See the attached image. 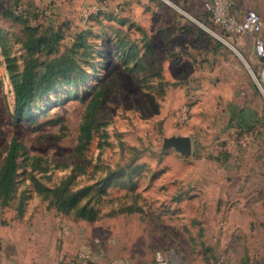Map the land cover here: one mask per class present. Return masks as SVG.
<instances>
[{
    "label": "rangeland",
    "instance_id": "374dc122",
    "mask_svg": "<svg viewBox=\"0 0 264 264\" xmlns=\"http://www.w3.org/2000/svg\"><path fill=\"white\" fill-rule=\"evenodd\" d=\"M207 1L0 0V172L21 144L0 264L56 223L90 264H264V11L235 0L263 28L231 32ZM35 64L50 89L18 116L9 67Z\"/></svg>",
    "mask_w": 264,
    "mask_h": 264
},
{
    "label": "trees",
    "instance_id": "16d2710c",
    "mask_svg": "<svg viewBox=\"0 0 264 264\" xmlns=\"http://www.w3.org/2000/svg\"><path fill=\"white\" fill-rule=\"evenodd\" d=\"M29 32H32L35 36L33 42L29 43V47L32 50L38 49L40 45L46 44V39L43 36H38L39 32L42 30V26L39 27H27ZM37 64L29 67L23 74L16 72L15 67H9L10 78L14 88L16 96V112L18 116L26 115V108L30 106V103L37 97L44 95L49 91L50 88L40 84L36 80ZM39 82V83H38ZM88 143H91L92 132L90 129H86ZM21 148V144L17 140H13L7 159L0 172V193H6L9 197L13 191L15 178L17 174L18 167V154ZM64 208V206H61ZM82 217L86 218V214L82 213ZM91 221H95L97 218V213L89 215Z\"/></svg>",
    "mask_w": 264,
    "mask_h": 264
},
{
    "label": "crops",
    "instance_id": "0c3cea01",
    "mask_svg": "<svg viewBox=\"0 0 264 264\" xmlns=\"http://www.w3.org/2000/svg\"><path fill=\"white\" fill-rule=\"evenodd\" d=\"M259 8L260 11H264V3L261 0H237V9L242 11L247 8ZM55 228L50 231V237L46 245L41 243L35 246L39 254L34 256H27L24 253L22 242L15 240L11 244L10 250L8 251L9 259L14 264H90L91 259L88 255L83 254V256L78 257L79 252L82 251L78 240H76L75 235L67 230L62 233L59 228H57V223ZM60 236L62 238V244L60 248H57L55 238ZM83 252V251H82ZM86 253V252H84ZM41 254H45L47 260L43 261Z\"/></svg>",
    "mask_w": 264,
    "mask_h": 264
},
{
    "label": "built area",
    "instance_id": "2783aa9c",
    "mask_svg": "<svg viewBox=\"0 0 264 264\" xmlns=\"http://www.w3.org/2000/svg\"><path fill=\"white\" fill-rule=\"evenodd\" d=\"M235 0H208L206 7L211 14L212 20L216 24L222 25L231 32H243L249 34H258L263 28L261 16L255 11H249L242 21L231 12ZM258 54L264 65V42L258 40ZM264 75V71H263Z\"/></svg>",
    "mask_w": 264,
    "mask_h": 264
},
{
    "label": "water",
    "instance_id": "95a60500",
    "mask_svg": "<svg viewBox=\"0 0 264 264\" xmlns=\"http://www.w3.org/2000/svg\"><path fill=\"white\" fill-rule=\"evenodd\" d=\"M165 147L174 148L183 156L192 154V139L189 136H173L165 139Z\"/></svg>",
    "mask_w": 264,
    "mask_h": 264
}]
</instances>
